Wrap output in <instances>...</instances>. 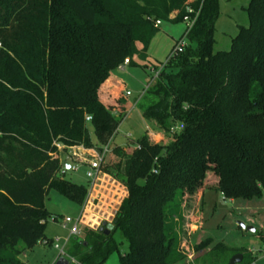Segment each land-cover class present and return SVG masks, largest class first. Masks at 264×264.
<instances>
[{
	"label": "trees",
	"instance_id": "obj_1",
	"mask_svg": "<svg viewBox=\"0 0 264 264\" xmlns=\"http://www.w3.org/2000/svg\"><path fill=\"white\" fill-rule=\"evenodd\" d=\"M245 11L248 25L216 51L219 0H0V264H21L24 249L47 239L51 189L83 208L80 227L92 224L70 249L82 264L112 252L119 264H227L236 253L239 264L254 263L248 249L189 240L188 203L198 192L245 200L264 192V0H249ZM185 17H195L188 44L137 101L151 128L101 166L125 187L107 213L104 196L89 200L88 187L65 178L62 160L97 147L89 125L99 152L110 145L127 110L111 72L146 58L156 21ZM99 219L109 221L102 230Z\"/></svg>",
	"mask_w": 264,
	"mask_h": 264
},
{
	"label": "rangeland",
	"instance_id": "obj_2",
	"mask_svg": "<svg viewBox=\"0 0 264 264\" xmlns=\"http://www.w3.org/2000/svg\"><path fill=\"white\" fill-rule=\"evenodd\" d=\"M249 0H219V15L215 23L214 49L216 51L228 50L232 38L238 33L240 27L248 25L245 7ZM187 20L172 23L163 21L159 25V30L150 42L146 51V58L138 55L132 57L131 63L118 67L111 72L113 83L111 89L116 92L129 90L130 95L124 96L127 106L126 116L120 122L113 139L108 146V151L101 166L108 163L110 159L118 160L114 149L119 148L126 153H130L136 146L137 139L141 137L147 128H151L141 115V105L137 104L142 98V91L146 88L150 80L155 76L154 69L166 61L174 44L184 35L187 27ZM140 48V45H138ZM136 103L134 104V101ZM138 101V102H137ZM90 141L94 147V152L99 153L97 139L92 126H88ZM152 132H157L151 129ZM158 139V138H156ZM101 148H104L102 146ZM94 152H91L94 154ZM80 156V155H78ZM83 156V155H82ZM96 156L89 155L88 160H96ZM69 164V160H66ZM77 162V161H76ZM100 166V169H101ZM85 165H78V169L68 170L65 178L83 184L88 189L91 179L87 177ZM207 181L213 182L210 175ZM196 194L192 203H188L191 209L189 240L191 244H200L205 239H211L212 245L223 242L229 246L244 248L252 251L256 260L253 264H264L262 253V243L256 234H264V192L261 198L251 200L224 198L220 192L208 190ZM45 207L49 212L46 219L44 233L47 239L36 243L31 248L24 249L18 259L21 264H53L59 255V250L54 247L58 244L65 248L67 255H70L73 239L69 238L70 228L79 217V207L68 198L60 195L56 190L51 189L45 198ZM56 217V218H54ZM65 217L73 219L63 227ZM238 223H243L245 227H252L254 232L247 231ZM77 238H82L76 235ZM113 237L119 243V250L124 253L127 250V243L122 239L118 231ZM67 239V241H66ZM22 247L21 244H19ZM4 256H10V251H4ZM102 264H119L117 252H112Z\"/></svg>",
	"mask_w": 264,
	"mask_h": 264
},
{
	"label": "crops",
	"instance_id": "obj_3",
	"mask_svg": "<svg viewBox=\"0 0 264 264\" xmlns=\"http://www.w3.org/2000/svg\"><path fill=\"white\" fill-rule=\"evenodd\" d=\"M149 134L154 139L160 137V134L158 132L150 131ZM74 151H75L74 149H71L70 155L68 157L63 158V160H69L71 163L75 162L77 165H79V164L85 165L87 168L86 170H88V168H89L88 167V161L89 160L87 159V157L89 155L93 156V153H91V152H94V149H84V148L82 149L79 147V148H77V151H78L77 154H79L80 156H78L77 154H73ZM71 163H70V165H71ZM124 195H125V187L119 181L113 179L109 175L102 172L101 169H99V172L97 173L95 179L91 180V185H90V188L88 189V199L89 200L96 198L98 196H104L105 197L104 204L106 205L105 211L107 213H111L112 209L114 208V203H116V202L120 203V201H121L122 197H124ZM231 200H233V199H231ZM78 209L80 212L79 214H81L83 208H78ZM79 217H80V215H79ZM106 222H109V221L102 220V219L96 220L95 224L98 225L97 229L102 230V228L105 226ZM89 226H92V224L90 225V223H85V224L83 223V225L81 227L79 226V232H80V228H85V227H89ZM95 228H96V226H95ZM59 257H61V256L58 255L56 260ZM56 260H55V262H56Z\"/></svg>",
	"mask_w": 264,
	"mask_h": 264
},
{
	"label": "built area",
	"instance_id": "obj_4",
	"mask_svg": "<svg viewBox=\"0 0 264 264\" xmlns=\"http://www.w3.org/2000/svg\"><path fill=\"white\" fill-rule=\"evenodd\" d=\"M195 18V17H194ZM194 18H191V17H185L184 20H187L188 23H187V27H186V31L184 33V35H187L189 29L192 27L193 23H194ZM183 20V21H184ZM156 25H160V22L159 21H156L155 22ZM188 44V40H185L184 37L180 38L173 46L172 50L170 51V53L168 54L167 58H166V61L160 65L157 69H154V73H155V76L150 80V82L148 83V85L146 86V88L153 82V80H155L161 70V68L163 67V65L171 58L173 57L174 55H176L177 53L181 52L185 46ZM129 61L128 59H125L123 64L120 66V67H123L124 65L128 64ZM146 88L142 91L141 95L144 93V91L146 90ZM131 92L129 90L125 91V95H130ZM136 103V101H134V104ZM85 120L88 122L90 120V116H87L85 117ZM59 147H61L60 145H58ZM108 144L104 146V148L101 149V151L99 153H94L93 156L95 157L96 156V160H89L88 161V171H87V177L90 178L91 180H94L97 173L99 172V169H100V166L104 160V157H105V153L108 151ZM83 149V147H80ZM75 151L73 152V154H77L78 151L76 148H73ZM79 155V154H77ZM70 170H77L78 169V165L75 163V162H72L71 165H70ZM224 197V196H223ZM225 198V197H224ZM56 218V217H54ZM73 219L70 218V217H65L64 219V223H63V227H65L67 225V223L69 222H72ZM79 234V217L74 220V223L73 225L71 226L70 228V232H69V238L67 239H70L71 237L75 236V235H78ZM66 239V241H67ZM54 247L56 249L59 250V256L61 257H64L67 259V264H82L81 262H79L76 258L70 256V255H67L66 251H65V248L64 246L63 247H60L58 244H54ZM262 253H263V256H264V245L262 246Z\"/></svg>",
	"mask_w": 264,
	"mask_h": 264
},
{
	"label": "water",
	"instance_id": "obj_5",
	"mask_svg": "<svg viewBox=\"0 0 264 264\" xmlns=\"http://www.w3.org/2000/svg\"><path fill=\"white\" fill-rule=\"evenodd\" d=\"M63 167L65 170H69L70 164L66 161H62ZM242 228H245L247 231L254 232L255 229L252 227H245L243 223H238ZM104 234H109V230L105 229ZM73 240H77L78 242L82 241L81 238H77V236L72 237ZM84 245H86V242H83ZM242 254L241 253H236L233 254L230 258L227 264H239L242 261ZM54 264H67V259L64 257H59Z\"/></svg>",
	"mask_w": 264,
	"mask_h": 264
}]
</instances>
